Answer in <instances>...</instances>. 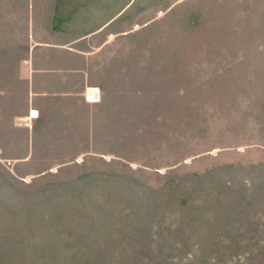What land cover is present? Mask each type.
<instances>
[{
  "label": "rangeland",
  "instance_id": "374dc122",
  "mask_svg": "<svg viewBox=\"0 0 264 264\" xmlns=\"http://www.w3.org/2000/svg\"><path fill=\"white\" fill-rule=\"evenodd\" d=\"M83 1L73 0L75 8L90 9L70 17L81 30L129 4L104 31L110 59H103L101 85L109 118L94 127L95 136L92 127L75 123L66 129L53 121L34 124L30 145V122L20 117L23 85L14 75L30 24L36 19L45 30L50 17L44 10L57 3L0 0V51L9 55L0 59V174L21 188L87 172L120 174L138 183L135 198H120L108 182L73 204L101 223L103 213L119 222L120 210L144 206L146 227L162 231L149 238L151 244L181 243L188 236L183 247L162 245L170 264H264V167H258L264 165V0H91L81 6ZM217 167L224 168L215 176L219 185L229 183L220 200L230 217L223 226L206 218L195 226L186 222L178 232L177 216L156 205L159 190L176 177L188 187V177ZM194 197L197 203L208 198L203 192ZM209 199L213 203L214 195ZM203 213L212 218L223 211L205 206ZM74 219L64 220L62 236L76 231ZM117 230L108 226L106 233Z\"/></svg>",
  "mask_w": 264,
  "mask_h": 264
},
{
  "label": "trees",
  "instance_id": "16d2710c",
  "mask_svg": "<svg viewBox=\"0 0 264 264\" xmlns=\"http://www.w3.org/2000/svg\"><path fill=\"white\" fill-rule=\"evenodd\" d=\"M91 2L84 0L81 6ZM67 5H71L72 9L76 6L73 0L57 2L58 8ZM128 5L115 7L109 21L119 14L121 17ZM0 53V59L9 58V55L4 58L7 55L5 51L3 56L2 50ZM229 169L235 168L231 166ZM223 170L217 167L201 175H191L188 177L191 183L188 187L186 182L179 184L177 177L167 179L163 184L156 205L161 212L177 216L178 232L186 222L195 226L201 219L205 221V218L213 224L221 222V226L226 223L230 211L221 205L220 191L226 189L229 183L224 181L220 186L219 180L215 178ZM129 180L113 172H87L71 181L41 183L35 180L21 188L0 174V264H170L171 259L165 250L167 247L162 245L170 241L173 248L183 247L182 241L188 240V236L180 237L183 238L181 243L172 242V238L158 245L151 244L149 238L154 233L162 235V231L156 232L153 227H146L145 216L149 214L144 206L137 204L131 209H119L121 213L115 217L119 222L103 213L98 217L103 221L101 223L87 208H78L77 204H73L81 201L86 193L98 190L100 185L108 182L115 185L114 189L120 193V198H135L138 183ZM256 191L252 190L251 194L254 195ZM200 192L208 198L197 203L194 195ZM210 194L214 195L213 203L209 199ZM205 206L214 211L222 210L223 213L215 214L212 218L204 216ZM73 214L77 221L76 231L62 236L61 228L68 222L64 220ZM116 225V233H106L108 226L113 228ZM144 228L147 230L143 231ZM44 232L46 235H43Z\"/></svg>",
  "mask_w": 264,
  "mask_h": 264
},
{
  "label": "crops",
  "instance_id": "0c3cea01",
  "mask_svg": "<svg viewBox=\"0 0 264 264\" xmlns=\"http://www.w3.org/2000/svg\"><path fill=\"white\" fill-rule=\"evenodd\" d=\"M55 6L44 10V16L50 17L44 24L45 30L41 23H35L36 19L30 24L26 52L17 61L14 75L15 83L23 85L20 94L23 103L25 101V110L20 117L30 122V145L34 143V124L46 126L53 121L56 128L66 129L75 123L74 127H92L90 136H95L94 127L102 126L104 119L109 118V105L104 100L101 85L103 59H110L109 34L104 32L110 24L109 19L91 30H81L71 25V14L89 9L68 10V5ZM85 12L79 14L84 16ZM98 37L100 40L96 44L94 40ZM88 88L98 89L99 102L85 101ZM31 112L37 117L30 116ZM30 155L31 152L22 157L29 158Z\"/></svg>",
  "mask_w": 264,
  "mask_h": 264
},
{
  "label": "built area",
  "instance_id": "2783aa9c",
  "mask_svg": "<svg viewBox=\"0 0 264 264\" xmlns=\"http://www.w3.org/2000/svg\"><path fill=\"white\" fill-rule=\"evenodd\" d=\"M85 101L87 103H96V102H99L100 100V93L98 91V89L96 88H88L86 89L85 91ZM30 116H33L32 113L30 114ZM37 116V114H36Z\"/></svg>",
  "mask_w": 264,
  "mask_h": 264
},
{
  "label": "bare ground",
  "instance_id": "6f19581e",
  "mask_svg": "<svg viewBox=\"0 0 264 264\" xmlns=\"http://www.w3.org/2000/svg\"><path fill=\"white\" fill-rule=\"evenodd\" d=\"M32 113V112H31ZM33 116H36V114L34 115V114H32Z\"/></svg>",
  "mask_w": 264,
  "mask_h": 264
}]
</instances>
